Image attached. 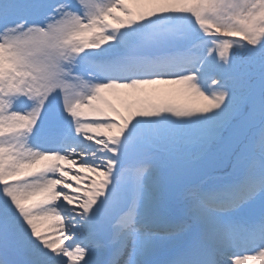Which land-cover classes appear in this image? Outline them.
Here are the masks:
<instances>
[{
	"label": "snow or ice",
	"instance_id": "snow-or-ice-1",
	"mask_svg": "<svg viewBox=\"0 0 264 264\" xmlns=\"http://www.w3.org/2000/svg\"><path fill=\"white\" fill-rule=\"evenodd\" d=\"M0 264H264V0H0Z\"/></svg>",
	"mask_w": 264,
	"mask_h": 264
}]
</instances>
